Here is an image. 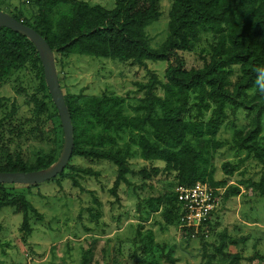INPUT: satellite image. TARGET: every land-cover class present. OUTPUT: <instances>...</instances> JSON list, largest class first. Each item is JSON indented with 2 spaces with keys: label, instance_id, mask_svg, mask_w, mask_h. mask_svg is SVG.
<instances>
[{
  "label": "trees",
  "instance_id": "trees-1",
  "mask_svg": "<svg viewBox=\"0 0 264 264\" xmlns=\"http://www.w3.org/2000/svg\"><path fill=\"white\" fill-rule=\"evenodd\" d=\"M35 2L39 9L36 24L25 20L22 14L13 16L45 37L55 54L120 59L139 66H145L150 60L168 63L165 80L153 75L147 83L139 84L144 96L132 106L134 114L126 113V100L116 93L105 92L82 102L73 101L74 96L65 94L74 127L72 157L111 162L117 168L113 188L116 191L121 183L129 184L128 175L133 171L128 159L133 153L131 146L136 145L142 159L163 161L162 171L175 173L176 188L202 182L223 190L222 194L216 193L221 199L218 208L223 201L239 194L243 184L264 198V148L258 144L263 131L264 94L255 90L254 83L256 69L264 68V0H172L168 35L158 48L151 46L147 27L161 16L159 0H117L112 9L84 0ZM60 3L69 6L54 17V9ZM183 53L194 54L197 64L189 66ZM29 61L39 68L40 87L46 101L28 95L25 89L17 92L25 94L28 101L35 104V116L40 118L49 111L59 117L34 43L15 30L0 27V89L12 71ZM235 66L239 67L240 75L233 80ZM250 90L255 91L254 97H250ZM240 100L251 103L250 107L241 106L248 110L247 116H252L254 128L249 132H237L240 136L238 150L245 151L246 155L238 163L224 162L225 177L217 179L212 160L225 143L217 136L224 124L227 107L239 106ZM126 131L129 133L126 149L114 148ZM58 158L53 151L47 160L31 167L19 155L0 165V171L46 169ZM250 158L262 165L259 175L244 177L240 184L231 183L229 178ZM71 161L58 175L70 179L74 185L79 186L77 179L81 173L99 175L93 169L73 167ZM143 172L147 174L146 170ZM246 173V170L240 171L242 176ZM6 185L18 184H0V210L11 206L21 213L20 230L25 236L29 235L34 230L32 216L43 219V215L24 193L10 194ZM162 188L153 197V211L158 212L164 204L165 209L163 211L162 206L161 210L165 220L180 228L182 212L176 188L170 193L164 186ZM94 200L98 203L96 198ZM89 211L96 219L102 215V212L96 213L97 210L96 214L92 209ZM206 223L210 238L214 231L213 218ZM182 231L187 240L193 239L191 230L190 233L186 228ZM208 237L201 233L197 239L208 241ZM147 241L156 245L151 235ZM139 247L142 249L139 253L143 252L145 241ZM92 248L85 251L83 264H89ZM134 256L131 255L132 261H139L140 256ZM238 259V255H234L227 264H239Z\"/></svg>",
  "mask_w": 264,
  "mask_h": 264
},
{
  "label": "rangeland",
  "instance_id": "rangeland-1",
  "mask_svg": "<svg viewBox=\"0 0 264 264\" xmlns=\"http://www.w3.org/2000/svg\"><path fill=\"white\" fill-rule=\"evenodd\" d=\"M84 1L108 9L114 8L117 2ZM171 5L172 0H159L161 16L147 27L154 48L160 47L167 38ZM68 6L58 4L54 17ZM0 10L11 15L22 14L32 24L39 19L35 0H0ZM183 55L189 66L197 64L194 54ZM55 63L63 92L74 96L73 101L82 102L105 92L116 93L125 98V111L129 114H134L132 106L144 96L139 84L147 83L153 75L165 80L168 67L167 61L161 60H150L145 66H139L132 61L80 54H55ZM239 75V67L235 66L231 78L235 80ZM18 89L45 100L39 68L33 62L12 71L0 89V165L19 155L31 167L47 160L53 151L60 157L64 146L60 116L49 111L40 118L35 116V104L25 94H19ZM249 93L250 97L255 96L254 90ZM240 103L237 107H227L217 136L225 142L212 160L217 179L225 177L224 162L238 163L246 155L245 151L238 150L237 132H249L254 124L244 108L251 103L243 100ZM262 126L258 144L264 148V112ZM128 137V131L122 133L114 148L124 151ZM131 149L133 153L128 161L133 172L128 175L129 184L121 183L116 191L113 188L117 168L111 162L78 156L71 159L73 167L93 169L99 175L79 174V186L59 175L34 186L6 185L10 194L24 193L43 219L32 216L34 230L25 236L20 230L23 215L11 206L0 210V264H83L84 253L91 247L94 251L89 256V264H227L234 255H238L239 264H264V198L256 190L243 184L239 194L223 201L213 216L214 231L208 241L187 240L182 229L165 220L164 204L158 212L152 207L154 195L163 186L167 193L176 188L175 173L163 172V161L142 159L138 146L132 145ZM261 169L262 165L250 158L229 181L240 184L244 177H257ZM243 170L247 171L245 176L240 174ZM89 209L93 214L96 210V213L102 212V216L96 219ZM86 228H90L89 234ZM150 235L156 245L147 241ZM142 239L145 248L139 253ZM133 254L140 256L139 261H132Z\"/></svg>",
  "mask_w": 264,
  "mask_h": 264
},
{
  "label": "water",
  "instance_id": "water-1",
  "mask_svg": "<svg viewBox=\"0 0 264 264\" xmlns=\"http://www.w3.org/2000/svg\"><path fill=\"white\" fill-rule=\"evenodd\" d=\"M0 27H7L28 37L35 45L44 69L46 84L58 109L64 131V146L58 160L46 169L30 171H0V184H39L60 174L70 162L75 145L74 127L69 107L66 103L60 77L55 63V52L36 29L18 20L13 15L0 10Z\"/></svg>",
  "mask_w": 264,
  "mask_h": 264
},
{
  "label": "built area",
  "instance_id": "built-area-1",
  "mask_svg": "<svg viewBox=\"0 0 264 264\" xmlns=\"http://www.w3.org/2000/svg\"><path fill=\"white\" fill-rule=\"evenodd\" d=\"M220 188L214 189L206 183L197 182L194 185H179L175 192L181 206L180 228L192 231L191 237L197 239L204 233L209 236L207 221L211 220L220 204Z\"/></svg>",
  "mask_w": 264,
  "mask_h": 264
},
{
  "label": "clouds",
  "instance_id": "clouds-1",
  "mask_svg": "<svg viewBox=\"0 0 264 264\" xmlns=\"http://www.w3.org/2000/svg\"><path fill=\"white\" fill-rule=\"evenodd\" d=\"M257 78L255 80V90L264 94V68H257Z\"/></svg>",
  "mask_w": 264,
  "mask_h": 264
},
{
  "label": "crops",
  "instance_id": "crops-1",
  "mask_svg": "<svg viewBox=\"0 0 264 264\" xmlns=\"http://www.w3.org/2000/svg\"><path fill=\"white\" fill-rule=\"evenodd\" d=\"M101 216H102V215H101ZM85 230H87V231H88V230H90V228H89V229H85ZM87 231H86V232H87ZM87 233L89 234V231H88Z\"/></svg>",
  "mask_w": 264,
  "mask_h": 264
}]
</instances>
